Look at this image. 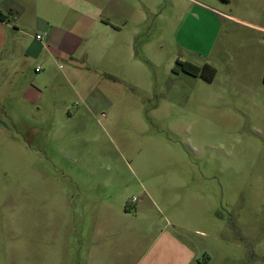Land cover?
<instances>
[{"label":"rangeland","instance_id":"obj_1","mask_svg":"<svg viewBox=\"0 0 264 264\" xmlns=\"http://www.w3.org/2000/svg\"><path fill=\"white\" fill-rule=\"evenodd\" d=\"M99 8L107 30L55 65L71 69L51 108L0 119V264H120L166 220L190 243L230 238H200L211 264L239 260L237 239L264 242V0ZM178 60L215 79L174 73ZM13 84L3 68V104Z\"/></svg>","mask_w":264,"mask_h":264},{"label":"crops","instance_id":"obj_2","mask_svg":"<svg viewBox=\"0 0 264 264\" xmlns=\"http://www.w3.org/2000/svg\"><path fill=\"white\" fill-rule=\"evenodd\" d=\"M100 3L101 0H0V12L8 16L5 21L0 20V71L4 68V83H14L13 89L4 91L8 102L0 101V119H22L25 111L40 115L51 108L48 93L53 83H68L71 69L57 79L55 65L71 62L80 52V44L89 38L91 29L100 26L107 30ZM35 63L40 64L35 66L34 74L31 69ZM59 68L65 70L62 65ZM26 83L29 84L25 86ZM145 201H150L148 192ZM165 222L166 229L171 227L168 220ZM99 225L106 233L117 230L112 220L102 219ZM165 231L149 239L146 247L134 251L133 258L125 257L120 264H211L209 247L202 245L204 241L200 238L208 236L224 245H230L231 240L222 233L211 236L193 230L190 243ZM258 240L259 236L251 243L245 238L237 239L235 246L243 253L242 257L234 261L229 258V262L264 264V242L254 245Z\"/></svg>","mask_w":264,"mask_h":264},{"label":"trees","instance_id":"obj_3","mask_svg":"<svg viewBox=\"0 0 264 264\" xmlns=\"http://www.w3.org/2000/svg\"><path fill=\"white\" fill-rule=\"evenodd\" d=\"M6 19H8V16L0 12V20L5 21ZM173 72L176 74L184 72L193 77H200L207 82H213L216 76V69L209 64H205L203 67H198L192 63L181 60L176 62Z\"/></svg>","mask_w":264,"mask_h":264},{"label":"built area","instance_id":"obj_4","mask_svg":"<svg viewBox=\"0 0 264 264\" xmlns=\"http://www.w3.org/2000/svg\"><path fill=\"white\" fill-rule=\"evenodd\" d=\"M38 39H41L40 37H38ZM37 71H39V69H37Z\"/></svg>","mask_w":264,"mask_h":264}]
</instances>
